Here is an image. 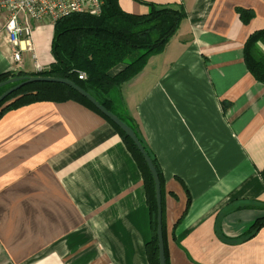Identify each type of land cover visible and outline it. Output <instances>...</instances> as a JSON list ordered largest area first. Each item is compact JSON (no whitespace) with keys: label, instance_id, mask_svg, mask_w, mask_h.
Returning a JSON list of instances; mask_svg holds the SVG:
<instances>
[{"label":"crops","instance_id":"1","mask_svg":"<svg viewBox=\"0 0 264 264\" xmlns=\"http://www.w3.org/2000/svg\"><path fill=\"white\" fill-rule=\"evenodd\" d=\"M182 7L164 51L121 87L128 115L163 179L169 264H264V85L243 59L264 30V0H142ZM122 11L148 7L118 0ZM237 9L250 13L243 23ZM32 50L0 33V74L48 69L53 24L23 18ZM264 54V46L258 44ZM35 55V58L32 55ZM122 67L114 69L116 73ZM150 214L141 173L101 117L66 101L0 119V264H148Z\"/></svg>","mask_w":264,"mask_h":264},{"label":"trees","instance_id":"2","mask_svg":"<svg viewBox=\"0 0 264 264\" xmlns=\"http://www.w3.org/2000/svg\"><path fill=\"white\" fill-rule=\"evenodd\" d=\"M148 7L145 15H133L121 10L118 0H106L101 13L93 16L87 13L70 14L53 24L50 52L54 62L48 70L26 74L6 72L0 74V83L13 78L43 77L68 80L92 96L98 104L126 124L136 135L152 160L161 184V214L165 264H169L165 250L163 179L154 156L145 146L140 132L128 115L121 94V87L136 77L146 66L148 59L161 54L174 37L186 12L180 6H158L142 0H134ZM243 23L252 15L237 9ZM258 44L264 46V30L252 34L243 47V59L249 73L264 85V54ZM122 67L116 73L112 71ZM84 74V79H79ZM15 84L0 88V95ZM76 102L101 117L120 136L126 149L138 167L150 214L151 238L146 244L148 264L158 263L157 205L153 177L133 142L109 119L100 114L85 98L67 85L37 82L23 86L0 104V119L11 110L39 102ZM264 180V170L261 171ZM264 210V205L262 206ZM264 228V216L255 219L236 240H229L216 234L223 241L243 242L254 237Z\"/></svg>","mask_w":264,"mask_h":264},{"label":"built area","instance_id":"3","mask_svg":"<svg viewBox=\"0 0 264 264\" xmlns=\"http://www.w3.org/2000/svg\"><path fill=\"white\" fill-rule=\"evenodd\" d=\"M106 0H0V33H4L8 40L17 47L14 59L20 60V41L24 37V49L32 50V30L26 24L24 18H31L36 23L49 21L55 24L57 20L70 14L87 13L98 16ZM35 58V55H32ZM35 64L37 70L41 67ZM79 79H84L81 74Z\"/></svg>","mask_w":264,"mask_h":264},{"label":"water","instance_id":"4","mask_svg":"<svg viewBox=\"0 0 264 264\" xmlns=\"http://www.w3.org/2000/svg\"><path fill=\"white\" fill-rule=\"evenodd\" d=\"M37 82H47V83H60L69 86L74 91H76L80 96L85 98L95 109H97L101 115L109 119L121 132H123L136 146L139 153L142 155L144 161L147 164V167L153 177L154 185H155V195H156V205H157V241H158V263L165 264V256H164V242H163V229H162V212H161V184L159 181L158 173L156 168L146 153L144 147L141 145L140 141L136 137L135 133L120 119L116 116L112 115L108 111L104 110L98 102L89 94L84 92L77 85L68 80L63 79H55V78H43V77H25V78H13L9 79L5 82L0 83V88L8 85L15 84L11 88L7 89L0 95V104L12 93L16 92L20 88L25 85Z\"/></svg>","mask_w":264,"mask_h":264},{"label":"rangeland","instance_id":"5","mask_svg":"<svg viewBox=\"0 0 264 264\" xmlns=\"http://www.w3.org/2000/svg\"><path fill=\"white\" fill-rule=\"evenodd\" d=\"M37 64V63H36ZM36 69V68H35ZM46 70H48V69H43V68H41V70H37L36 69V72L35 73H33V74H36V73H40V72H43V71H46ZM81 75V74H80ZM83 76H84V74H83ZM33 77H37V76H33ZM84 78H85V76H84ZM160 181V180H159Z\"/></svg>","mask_w":264,"mask_h":264}]
</instances>
